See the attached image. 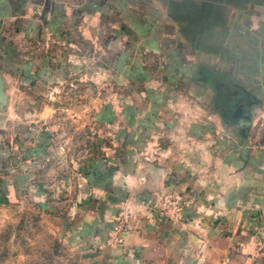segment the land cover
<instances>
[{"label": "crops", "instance_id": "crops-1", "mask_svg": "<svg viewBox=\"0 0 264 264\" xmlns=\"http://www.w3.org/2000/svg\"><path fill=\"white\" fill-rule=\"evenodd\" d=\"M0 76V199L40 190L85 264H264V0H0ZM87 84L110 146L21 171Z\"/></svg>", "mask_w": 264, "mask_h": 264}, {"label": "rangeland", "instance_id": "rangeland-1", "mask_svg": "<svg viewBox=\"0 0 264 264\" xmlns=\"http://www.w3.org/2000/svg\"><path fill=\"white\" fill-rule=\"evenodd\" d=\"M73 89L66 88L67 92L73 91V98L56 101L60 111L55 113L58 130L51 132L53 142L44 137L45 146L32 148L18 162L21 171L29 175L30 171H79L86 160L98 153L100 145L110 146L111 137L104 132L105 137L98 138L94 128L95 86L87 84ZM84 94L91 99H85ZM86 104L89 108L85 113ZM65 108L71 111L65 112ZM39 180L42 191H46L48 183L44 176ZM39 192H31L28 187L15 197L5 194V199H0V264H85L86 258L77 246H71L59 233L62 219L55 209L49 208L47 198H39Z\"/></svg>", "mask_w": 264, "mask_h": 264}, {"label": "built area", "instance_id": "built-area-1", "mask_svg": "<svg viewBox=\"0 0 264 264\" xmlns=\"http://www.w3.org/2000/svg\"><path fill=\"white\" fill-rule=\"evenodd\" d=\"M1 177V171H0ZM158 213L169 220L175 222L183 221L184 206L172 195H165L160 202V206L157 209ZM119 228L114 231V238L112 241L116 244H123V237L119 234Z\"/></svg>", "mask_w": 264, "mask_h": 264}, {"label": "water", "instance_id": "water-1", "mask_svg": "<svg viewBox=\"0 0 264 264\" xmlns=\"http://www.w3.org/2000/svg\"><path fill=\"white\" fill-rule=\"evenodd\" d=\"M7 104H8V97L5 90V83L0 76V123H1V119L3 118V113L7 107ZM122 237L124 239L125 235L123 234Z\"/></svg>", "mask_w": 264, "mask_h": 264}]
</instances>
